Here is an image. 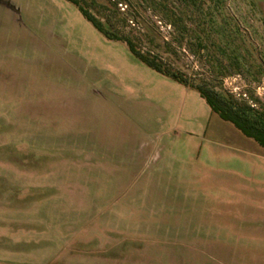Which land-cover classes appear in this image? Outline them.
I'll return each mask as SVG.
<instances>
[{"label":"rangeland","instance_id":"374dc122","mask_svg":"<svg viewBox=\"0 0 264 264\" xmlns=\"http://www.w3.org/2000/svg\"><path fill=\"white\" fill-rule=\"evenodd\" d=\"M264 119V0H81ZM0 264H264V149L68 0H0Z\"/></svg>","mask_w":264,"mask_h":264},{"label":"trees","instance_id":"16d2710c","mask_svg":"<svg viewBox=\"0 0 264 264\" xmlns=\"http://www.w3.org/2000/svg\"><path fill=\"white\" fill-rule=\"evenodd\" d=\"M80 9L83 16L92 23L100 32L104 33L107 37L126 43L130 51L141 62L156 72L167 76L176 82H179L187 87L196 88L201 97H203L212 112L217 114L219 118L227 123L232 124L243 136L256 142L262 149H264V119L260 116L254 115V111L245 105H238L230 99H226L221 95L209 91L208 89L191 84L188 79L171 70L163 62H159L149 56H145L140 51L136 50L132 44L125 42L115 33L109 32L102 23L95 18L87 9L81 0H68Z\"/></svg>","mask_w":264,"mask_h":264}]
</instances>
